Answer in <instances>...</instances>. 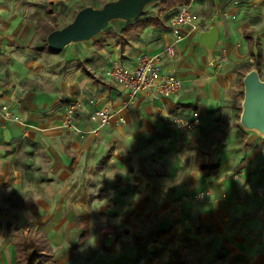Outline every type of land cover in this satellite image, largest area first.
I'll list each match as a JSON object with an SVG mask.
<instances>
[{
	"label": "crops",
	"instance_id": "1",
	"mask_svg": "<svg viewBox=\"0 0 264 264\" xmlns=\"http://www.w3.org/2000/svg\"><path fill=\"white\" fill-rule=\"evenodd\" d=\"M226 2L192 0L191 11L195 21L206 20L209 27L215 25L219 30L215 59L224 47L231 61L239 56L238 50L242 56L246 50L249 53L248 44L243 42V31L249 30L243 24H234L230 19L219 16V10H226L229 15L234 13ZM208 6L211 10L206 11ZM172 10L157 14L164 19ZM29 12L33 10L27 6L0 7L1 16L12 14L16 17L15 21L9 19L1 27L4 30H26L29 24L23 16ZM165 24L168 29L151 26L144 29L149 36L147 45L142 47V51L127 49L132 55L129 62L119 59L118 55L107 61L102 67V81L109 84L106 89L108 99L102 93L90 98L89 111H81L78 119L72 118L71 128H63L62 124L60 127L57 115L51 110L56 109V104L65 97L73 96L78 84L75 86L72 81L55 79L53 86L47 87L43 76L45 65L39 59L44 54V46H38L33 51L35 54H31L34 58L36 55L37 60L29 58L27 52L25 55L19 53L20 48H13L16 53L12 57L0 55V107L7 106L24 120L20 124L3 121L0 117V212L3 207L16 205L17 201V205L26 209V214L43 216L38 220L31 217L28 221L63 223L68 229L75 227L76 231L80 230L79 233L74 232L76 241L61 236L47 239L52 246L54 261L61 255L68 260L72 257L73 245L89 241L88 248H82V252L73 251L83 256L82 264H87L90 256V264H94V258L98 256L95 251L99 247L112 255L113 259L108 264H121L124 249L120 245L124 244L126 236L131 237L128 227L132 225L139 229V225L144 223L157 228L154 242L164 238L172 241L174 230L180 231L181 228L189 231L188 238L198 239L202 245L212 239L213 244L218 243L220 251L217 264H264V139L252 135L244 136L242 141V134L225 124L224 132L215 133L221 135V143L232 144L228 145L229 159L225 157L228 147L222 148L225 151L213 148L209 156L194 150L198 158L193 165L195 172L189 175L188 171H181L186 166V159L181 157L186 156V152L181 150V137L187 143L197 145L216 126L205 117L207 109L212 106L208 87L212 75L206 65V52L198 45L196 30L178 42L173 59L166 58L162 63L165 72L174 73L182 82V89L176 97L152 101L138 93L128 108H124L123 123L114 118L110 124L97 128V124L89 119L95 109L107 107L115 111L128 98L120 85L105 76L108 66L117 61L134 67L140 53L160 50L173 36L167 20ZM235 41L241 49H237ZM1 44L0 40V51H8L3 50ZM84 74L95 86L87 82L90 89L96 90L103 84L93 72ZM79 95L81 93L76 96ZM194 110L199 115L198 125L185 135L169 123L175 117H191ZM79 131L88 134H79ZM159 148V154L153 157L152 162L147 157L149 151ZM206 158L215 162L211 170H203ZM158 159H164V164H158ZM233 168L238 169V178L232 177ZM212 173L217 177L211 178ZM189 177L192 180L188 181ZM182 185L185 188L197 187L196 192L207 190L209 196L198 203L185 202L180 213L171 211L170 201L176 192L181 191ZM168 190L170 193L167 194ZM99 192L102 194L97 195ZM137 192L143 194L137 197ZM144 192H149V198H143ZM104 193H107V199L102 198ZM90 195H97L89 202L90 205H98L100 213L107 214L116 222L111 228L101 229L97 235L92 234L85 220L79 221L88 228V235L81 239L82 228L76 225L75 220L80 212L85 215L84 208ZM130 196L136 200L132 201ZM136 207L140 210L137 211ZM43 208L48 209L47 214ZM115 214L117 218L109 217ZM180 217L181 222H177ZM120 221L125 223L124 226L118 225ZM197 224L212 228V232H197ZM111 230H115L119 237L116 238ZM164 230L171 231L156 239L157 232ZM103 231L109 232L102 235ZM133 237L141 238V233ZM14 243L5 246L11 264H15ZM200 248L197 247V252Z\"/></svg>",
	"mask_w": 264,
	"mask_h": 264
},
{
	"label": "rangeland",
	"instance_id": "2",
	"mask_svg": "<svg viewBox=\"0 0 264 264\" xmlns=\"http://www.w3.org/2000/svg\"><path fill=\"white\" fill-rule=\"evenodd\" d=\"M108 1L111 0H0V7L2 8L12 9L14 6H27V8L33 10L32 13L29 12L28 15L23 16V19L29 24V27L26 30L24 28L21 31L16 30V28L13 30H4L1 27L3 26V23L7 22L9 19L15 21L16 17L12 16V14L7 17L5 15H0L1 45L3 50H8L0 51V55H9L12 57L16 53V50L13 48H20V51H18L19 53L25 55L27 52V54H30L29 58H34L32 57V55L35 54L33 51H36L35 49H37L38 46H44V54H41L42 56H40L39 59H41L45 65L43 76L46 79L47 87L53 86L52 84L56 81L55 79H60L62 81H72L76 83L75 86L78 84L73 96L67 97V99L65 97V100L62 99L56 104V109L52 108L51 110L52 114L57 115L56 118L60 121V127L63 126V128H71L70 126H73L72 118L78 119L79 113L81 111H89L90 108H88L87 105L90 103V98H94V96L102 93L104 98L108 99L109 96L106 94V89L109 88V84L105 81H102V67L110 58H113L114 55H118L119 59L127 63L129 60H132V55L128 54V51H126L127 49L137 48V50L142 51V47H146L147 45L146 42L148 41L149 36L144 32V29L150 26L127 29L126 26L130 21L115 19L109 23L106 29L100 31L97 35L89 40L70 43L59 52H50L47 50L43 40L45 28L47 26L61 28L72 21L75 14L81 7L83 8L90 6L99 8ZM168 1L169 3H173L175 0ZM226 4L227 6L233 8L234 13L229 15L226 13V10H219L217 12L219 16L230 19L234 24H243L247 26V30H249L252 38H256L258 40L262 51L259 75L260 78L264 80V0H227ZM207 5H209V3ZM161 6H164V9ZM141 7L142 6L139 7L138 12L140 11ZM175 7L176 6L168 8V5H166L165 2H148L144 4L141 12L134 19H132L131 22L142 19L145 16L159 15L157 13L164 12L168 9L172 10ZM207 10L209 11L211 8L208 6L206 8V11ZM203 21H205L206 25L209 27V22L206 20ZM195 30L196 32L202 31L200 29ZM243 42L248 44V40L246 39H244ZM235 44L237 49L242 48L238 44V41H235ZM219 53L212 65L206 62V65L208 66L212 75V78L209 80L208 87L211 98L210 104L213 107L211 106L209 109H207L205 117L208 118V120H211L216 126L209 130L205 140H203L201 143H198L197 145H194L191 142L187 143L183 137H181V150L186 152V156H181L186 159V166L184 169L181 168V171H188L189 175L190 173L193 174V172L196 170L193 165L195 164V161L198 160V158L195 156L194 150H197L203 155L208 156L210 155V151L213 148H217L219 151L226 150L225 157L229 159L230 147L228 145L232 144L221 143V135L215 133L217 131H221V133L224 132L223 125L227 124L229 128L231 127L238 133L242 134V141L245 140L244 136L248 137L253 135L242 131L238 123L243 97L242 75L244 74L246 64L251 63L252 58L247 50L244 52L243 56L238 50L237 53L239 56H235L234 60L232 59L233 61H230L227 51L224 47H222ZM140 55L141 53L138 55V57ZM34 59H38L36 55ZM83 67H86L89 71L93 72L94 76H96L95 78L98 79V81L103 82V84L96 87V90L90 89L89 85L93 86L91 84V78H87L83 73ZM87 82L89 83L88 86L86 85L88 84ZM78 93H81L79 97L76 96ZM73 104H77V106H75L72 116L67 117L66 109L69 105ZM128 105L129 103L126 106H118L114 111L116 114L115 117L119 120V123L124 122V117L122 114L124 113V108H128ZM16 115L18 116L19 120L12 122L20 124L23 123V118L18 114ZM189 118L190 117L187 116L180 117L182 120H187ZM66 119L69 122H65ZM172 120L173 121H169V123L174 125L175 129L180 132V129L177 128L174 123V119ZM219 125L221 127H219ZM78 133H82L84 135L88 134L86 131H79ZM186 133V131H181V134L183 135ZM212 136L213 138H211ZM222 148L227 149L222 150ZM160 149L161 148L152 149L149 151V155L147 157H149V159L154 162L153 157L158 156ZM163 162L164 159L157 160L158 164H164ZM204 164L206 167L213 168L215 166V162L213 160L208 161L207 158L206 161H204ZM231 174L233 178H238V169L233 168ZM216 177L217 175L212 173L211 178ZM189 180L192 179L189 177L188 181ZM197 190V187L191 186L185 188V186L182 185L181 191L176 192L174 194V199L170 201V203H172V207L170 206L171 211L176 210L177 213H180L179 211L185 202L192 201L198 203L199 201L203 200L193 199V196L197 193ZM203 192L209 194V191L207 190H203ZM166 193H170V190L166 191ZM100 194L102 193H97V195ZM131 194L134 195L132 192ZM139 194L142 195L143 192H137L136 196L139 197ZM97 195H90L88 204L84 208L85 215L81 212L77 214L75 222H81L85 220L92 234L96 233L99 235L101 229L111 228L112 223H115L116 221L108 218L107 214L100 213L98 211L100 209L98 205H90L89 202L92 201V199ZM102 198L107 199V193H104ZM130 198L132 201L135 199L133 196H130ZM143 198H149V192H144ZM205 198H207V196ZM15 204L16 205L10 206L8 208L3 207V210L0 212V218H2V222L0 223V264H11L9 262L10 254H7V251H5V246L7 243L13 244L16 242L18 237L21 235L34 238L41 237L48 240L49 238L55 236H61V238L64 237L65 239L76 241V234L74 233L76 231L75 227L70 228V230L63 223H37L35 221H28V219L31 217L38 220L43 216H38L34 213L30 215L26 214V209H23L21 205H17V201H15ZM147 204L148 201L146 200V205ZM136 210L139 211L140 208L136 207ZM43 212L47 214L48 209L43 208ZM116 216L117 214L109 217L117 218ZM177 220V222H181L182 218L180 217ZM124 224V222H118L119 226H124ZM156 229V227H152L150 224L147 226L144 223L139 225V229L138 227H133L132 225L129 226L128 230L131 237L126 236V239L123 240L124 244L120 245L124 249V251H122L124 252V257L122 258L123 262L121 264L219 263L218 257L220 255L218 254L220 251L218 243L213 244L212 239H208L204 245H202L200 242H198V239L193 240L190 239V237L188 238L187 235L189 234V231L181 228L180 231L174 230L175 233L172 241H168L166 238H164L158 242H154L153 237ZM76 232L79 233L81 231L77 229ZM136 233H141V238L137 237L135 239L133 235ZM88 245L89 241L81 243L79 241L72 246V257H69L70 260L65 259V256L61 255L57 261L52 259L45 264H58L59 262L62 264H82L83 258L81 257L83 256L79 254L76 255L73 251H78V253H80L83 251L82 248H88ZM199 246L201 248L197 252V247ZM95 253H97L98 256L97 258H94V264H108L109 260L113 259L112 255L105 253V250L101 247H99V249L97 248ZM91 259V256L88 257L86 263L90 264Z\"/></svg>",
	"mask_w": 264,
	"mask_h": 264
},
{
	"label": "built area",
	"instance_id": "3",
	"mask_svg": "<svg viewBox=\"0 0 264 264\" xmlns=\"http://www.w3.org/2000/svg\"><path fill=\"white\" fill-rule=\"evenodd\" d=\"M192 0L189 4L179 5L169 13L167 23L172 31V39L156 52H144L137 58L134 67H127L120 62L113 61L105 70V76L120 85L128 94V98L123 103L126 106L136 94L142 93L149 100L158 101L162 98L176 97L181 89L182 82L174 74L163 70L164 59H173L176 55V45L189 32L200 29L206 30L208 26L205 21H195L191 11ZM77 104L69 105L66 109V116H72ZM116 114L111 109L104 107L95 109L89 119L97 124V128L106 126L116 118ZM0 117L3 121H18V116L9 110L7 106L0 107ZM199 115L192 112L191 117L182 120L174 118V123L180 131L189 132L198 125ZM65 122H69L67 119ZM208 194L201 191L194 194L193 199H204Z\"/></svg>",
	"mask_w": 264,
	"mask_h": 264
},
{
	"label": "water",
	"instance_id": "4",
	"mask_svg": "<svg viewBox=\"0 0 264 264\" xmlns=\"http://www.w3.org/2000/svg\"><path fill=\"white\" fill-rule=\"evenodd\" d=\"M153 1L163 0H111L99 8L83 7L71 22L47 34V46L51 51L59 52L70 43L89 40L106 29L112 20L131 21L144 4ZM218 38L219 30L215 25L197 34L198 45L205 50L206 62L210 65L215 61L214 49ZM242 85L239 127L245 133L264 139V80L256 69H251L242 77Z\"/></svg>",
	"mask_w": 264,
	"mask_h": 264
},
{
	"label": "trees",
	"instance_id": "5",
	"mask_svg": "<svg viewBox=\"0 0 264 264\" xmlns=\"http://www.w3.org/2000/svg\"><path fill=\"white\" fill-rule=\"evenodd\" d=\"M162 2H165L166 5L169 7L172 6H179V5H186L189 4L190 0H175L173 3H169L168 0H163ZM161 2V3H162ZM175 7V8H176ZM82 8V7H81ZM80 8V9H81ZM79 9V10H80ZM168 15H166L165 20L167 19ZM165 20L160 18L159 15L155 16H145L142 19H139L137 21L133 22H128L127 24V29H135V28H141L144 26H151V27H160L162 29H168V27L165 24ZM56 29V27L52 26H47L45 28V35L43 37L44 40V45L47 48L48 51H51L46 43V36L49 32L52 30ZM243 37L244 39L248 40V48H249V53L252 58V62L246 64L245 69H244V74L248 72L251 69H256L258 73L260 74V64H261V59H262V51L261 47L258 43V40L256 38H252L251 34L248 31H243ZM82 71L88 75L90 74V71L86 68L83 67ZM242 75V77L244 76ZM243 96V93H242ZM211 170V167H206L203 170ZM210 172V171H209ZM76 225L80 228H82V233L80 238H84L88 235V228L86 224L83 223H76ZM195 230L197 232H203V233H211L212 228H206L202 224H197L195 226ZM127 230H124V232ZM171 230H164V231H159L156 234V239L162 238L164 235L168 234ZM109 231H103L102 235L107 234ZM113 234H115V237L118 238L119 235L115 230H111ZM14 252H15V264H45L46 262L52 260L54 258V253L52 251V246L51 243L41 237H27L25 235H21L18 237V240L14 243Z\"/></svg>",
	"mask_w": 264,
	"mask_h": 264
}]
</instances>
